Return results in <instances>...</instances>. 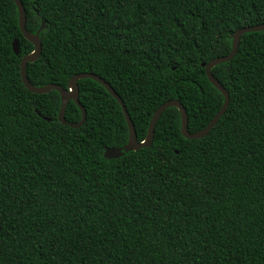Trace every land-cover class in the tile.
Instances as JSON below:
<instances>
[{
	"label": "trees",
	"instance_id": "1",
	"mask_svg": "<svg viewBox=\"0 0 264 264\" xmlns=\"http://www.w3.org/2000/svg\"><path fill=\"white\" fill-rule=\"evenodd\" d=\"M21 1L28 31L46 23L26 65L31 83L100 75L139 141L173 98L189 131L203 129L224 97L201 62L228 54L238 28L264 22V0ZM33 50L15 1L0 0V264H264V30L243 33L234 57L213 66L230 99L206 135L185 137L169 106L149 146L113 158L105 147L128 139L118 100L81 78L84 123H61L60 93L22 81ZM81 115L69 100L66 120Z\"/></svg>",
	"mask_w": 264,
	"mask_h": 264
},
{
	"label": "water",
	"instance_id": "2",
	"mask_svg": "<svg viewBox=\"0 0 264 264\" xmlns=\"http://www.w3.org/2000/svg\"><path fill=\"white\" fill-rule=\"evenodd\" d=\"M14 1L18 9V22H19L20 30L23 36L34 44V50L31 53L24 55L20 61L22 81L25 84V86L32 92L45 93V92H49L55 89L60 93L61 107L58 112V119L61 123L67 124L72 127H79L80 125L84 123V120L86 118V109L79 100L78 80L81 78L89 77V78L95 79L96 81L100 82L120 103L123 113L126 118L127 126H128V139L124 144L120 146H111V147L106 146L104 149V156L107 158L119 157L128 151L136 150L142 146H149L152 143L153 138H154V131H155L156 123L159 117L161 116L162 112L164 111V109H166L169 106H176L179 109L181 113V131L185 137L198 138V137H202L206 135L208 131L212 128V126L218 121V119L224 113V111L226 110L229 104V99H230L228 90L223 86V84L218 80V78L215 77L214 74L212 73L213 66L219 63L226 62L234 57V55L236 54L238 50L241 35L243 33L249 32V31L264 30V22L251 24V25H245V26L238 28L231 35L232 48L228 54L213 57L208 62H205V61L201 62V65L205 67V73L209 81L212 82L213 85L217 89L220 90V92L223 94V97H224V101H223L221 108L218 110V112L214 115V117L210 120V122L203 129L199 131H195V132L189 131L187 109L178 99L173 98V99H169L165 101L155 110L150 120L149 127L147 130V135L145 139L143 141H139L137 137V131L135 128V124L128 112L126 105L124 104L122 97L115 91L112 85H110V83L107 82L100 75L90 72V71H82V72L75 73L73 76L70 77L67 87H63L56 83H48V84L41 85V86H37L31 83V81L28 78L27 72H26V65L28 62L36 60L41 54L42 42H41V37H40V31L46 27V23L45 21H42L40 27L37 29L35 33L28 31L26 28V17H27L26 9L21 0H14ZM19 46H20V40L19 38H15L12 41V48L16 54L19 53ZM71 99L76 102L82 114L80 120L76 122H69L66 120V117H65L66 107H67L69 100ZM37 112L41 114L39 110H37ZM45 118L49 119L46 116Z\"/></svg>",
	"mask_w": 264,
	"mask_h": 264
}]
</instances>
